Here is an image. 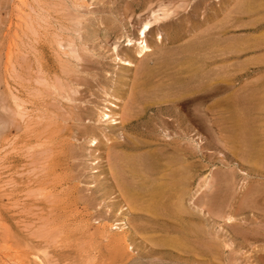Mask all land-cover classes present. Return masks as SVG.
Instances as JSON below:
<instances>
[{
  "label": "rangeland",
  "instance_id": "1",
  "mask_svg": "<svg viewBox=\"0 0 264 264\" xmlns=\"http://www.w3.org/2000/svg\"><path fill=\"white\" fill-rule=\"evenodd\" d=\"M152 13L163 26L134 56L126 39ZM147 79L163 85L144 100ZM163 139L187 152L184 216L122 191L143 180L122 159ZM183 220L199 228L189 248L160 241ZM0 264H264V0H0Z\"/></svg>",
  "mask_w": 264,
  "mask_h": 264
},
{
  "label": "bare ground",
  "instance_id": "2",
  "mask_svg": "<svg viewBox=\"0 0 264 264\" xmlns=\"http://www.w3.org/2000/svg\"><path fill=\"white\" fill-rule=\"evenodd\" d=\"M148 7V6H147ZM246 7V6H245ZM243 7V8H245ZM166 11V10H165ZM168 11V10H167ZM152 12V11H151ZM155 12V11H153ZM165 13V12H164ZM162 13V14H164ZM155 13L151 14V18L144 20L143 22H140V27L137 30V39L132 40L130 38L126 39V46L127 47H131L132 45L136 44V47L133 51V55L137 56V57H142L147 51H149L150 46L147 44L146 42V36L147 34L150 32V30L153 28V26L158 25V27L163 26V22H160L161 20H165L166 16L164 17H159L158 15L155 16ZM169 15V13H168ZM150 16V15H149ZM230 23V22H229ZM226 24V23H225ZM125 33V32H124ZM130 34V33H129ZM158 35V34H157ZM127 36V35H126ZM124 37V36H123ZM129 37V36H128ZM138 40V41H137ZM158 40L159 42H161L162 37L158 36L156 37L155 41ZM231 44V43H230ZM191 45H189V47L184 48V50L186 51V53H190L194 50L193 46L190 47ZM230 46V45H229ZM233 46V45H232ZM133 50V49H132ZM232 50V49H231ZM184 51V52H185ZM180 52V51H179ZM182 53V52H181ZM236 53V52H235ZM192 55V54H191ZM118 56V55H117ZM188 56V55H187ZM190 56V55H189ZM188 56V57H189ZM161 57V56H160ZM183 57V56H182ZM184 57H186L184 55ZM116 58V57H115ZM120 58H118L119 60ZM189 59V58H188ZM184 60V58H183ZM186 60V58H185ZM122 62L126 63V64H132L130 58H122ZM189 62V61H188ZM200 62V61H199ZM197 66V65H196ZM195 67V66H194ZM228 72V71H227ZM226 73V72H225ZM145 76H147L149 78V76L151 75L150 70L148 69H144L143 73ZM144 76V78H145ZM195 79V78H194ZM223 79V78H222ZM177 80V79H176ZM198 80V79H197ZM178 81V80H177ZM150 80L147 79L145 81H143L140 84V91H142V93H147L151 92L150 95L153 93H155L154 95L156 96V91H162V84H155L153 83V81L150 84ZM158 82V81H157ZM164 82V81H163ZM171 83V82H170ZM167 84L169 85H174V84ZM173 83H177L176 81ZM155 84V85H153ZM194 84V83H193ZM165 85V84H164ZM188 85V84H187ZM166 87V89L168 88L166 85L163 86ZM213 87V86H212ZM134 88V87H133ZM200 88V87H199ZM199 88H195L194 90H192L191 93H196L199 94L198 96H196L194 99L200 100L201 99V95L200 91L201 89ZM226 86L224 85H220L219 89H225ZM164 89V88H163ZM165 89V90H166ZM170 89V88H169ZM167 89V91L169 90ZM174 89V88H173ZM171 90V89H170ZM184 92L175 98L176 99H181V97H184L186 94L187 90L183 89ZM186 90V91H185ZM139 91V92H140ZM159 92V93H160ZM144 93L143 95L141 94V97H144ZM140 95V94H139ZM149 95V96H150ZM153 95H151L149 98H151ZM155 96H153V98H155ZM176 96V95H175ZM138 96H136L137 98ZM166 97V96H165ZM186 97V96H185ZM132 98V97H131ZM140 98V97H139ZM147 98V99H149ZM160 98V97H159ZM142 99V98H141ZM158 98H156L157 100ZM164 99V98H162ZM227 99V98H226ZM117 100V99H116ZM132 100V99H131ZM134 100V99H133ZM132 100V101H133ZM146 100V98L144 99ZM182 100V99H181ZM183 100H185L183 98ZM142 100H140L139 103H141ZM149 103L143 102L142 101V108L143 109H148L151 105H161L160 103L162 102L161 100L157 101V102H151V101H155V100H148ZM168 101V100H167ZM194 101V100H193ZM166 102V101H165ZM171 102V101H170ZM174 102V101H172ZM135 102H133L134 104ZM137 103V102H136ZM135 103V104H136ZM163 103V102H162ZM191 103V102H190ZM173 104V103H172ZM171 104V105H172ZM179 104V103H178ZM182 104V103H181ZM137 105V104H136ZM165 105V104H164ZM174 105V104H173ZM184 105H186V103H184ZM139 106V105H138ZM181 106V105H180ZM116 107V106H115ZM155 107V106H154ZM183 107V105H182ZM220 107V106H219ZM138 108V107H137ZM141 108V107H140ZM151 108V107H150ZM114 109V108H113ZM139 109V108H138ZM137 109V110H138ZM175 109V108H174ZM195 109V108H194ZM202 109V108H201ZM221 109V108H220ZM136 110V112H137ZM140 110V109H139ZM151 110V109H150ZM123 111V110H122ZM193 111V110H192ZM112 112V111H111ZM143 112V110H142ZM141 111L139 112L140 114L142 113ZM165 112V111H164ZM108 113V112H107ZM105 111H101L98 115V119H102V121L104 120H111L114 121L116 118H118V113L114 112L111 115H108ZM134 113V111H133ZM144 113V112H143ZM129 114V113H128ZM127 114V115H128ZM132 114V112H131ZM130 114V115H131ZM136 114V113H134ZM162 114V113H161ZM132 116V115H131ZM236 116V115H235ZM137 117V116H134ZM194 117H198V115L194 114ZM230 118H232V120L234 119L238 124V130L239 133L236 135L239 137V139L241 141H243L247 148V151L244 152V157L247 161H251L257 158V153L255 151V144H254V140H253V131L250 127H248V125L246 124V122H242L241 119L242 118H237L234 117L233 114H231V116H229ZM139 118V117H138ZM131 119V118H130ZM136 119V118H135ZM158 119V118H157ZM132 120V119H131ZM129 121V119H128ZM136 121V120H135ZM161 122H163V119H161ZM136 123V122H134ZM174 123V122H173ZM136 126V125H135ZM134 128V127H133ZM167 132V131H166ZM141 139V138H140ZM159 140V139H158ZM95 138H90L89 142H94ZM125 141V140H124ZM153 141V140H152ZM160 141V140H159ZM176 142V141H175ZM129 143V144H128ZM126 146L127 149L129 150H137L140 149L142 147L145 146H151V143L153 142H149V141H145V140H134L131 143L128 142ZM126 144V143H125ZM155 144V143H154ZM157 144V143H156ZM173 142L171 140H161V145L159 148H151L148 150H145V152L141 153V154H136V155H132L128 154L126 157H124L126 154L122 155V168L125 167L126 170H128L130 172V176H132V179L138 178L139 180L143 179L140 185H136L132 186V183L134 184V182L138 181L136 179V181H126L123 180L122 182V191H124L125 195L131 199L134 200H141L142 202L138 203L140 206L143 207V209L149 213H152L154 215H163L164 216H173L175 215L176 217L182 215H186L187 212L189 211H185L186 213L184 214V211H182V207H185L182 205L181 207V199L182 197L188 192H186L185 189V181L188 180V173L190 172L187 165V152L184 149L181 148H177V146L172 145ZM178 144V143H177ZM153 145V144H152ZM158 145V144H157ZM122 146V147H123ZM170 146V147H169ZM198 146V145H197ZM182 147V146H181ZM202 148V147H201ZM198 149V148H197ZM241 150V149H240ZM125 151V150H124ZM200 151V149H199ZM136 152V151H135ZM189 154V153H188ZM189 156V155H188ZM119 161V160H118ZM256 162V161H255ZM190 164V163H189ZM255 167V166H254ZM123 171V170H122ZM260 171V170H259ZM124 172V171H123ZM122 172V173H123ZM126 174V172H125ZM124 173L122 174L124 177L125 175ZM128 174V173H127ZM129 176V177H130ZM262 176V174H261ZM118 177V175H117ZM141 177V178H140ZM151 180L149 181L148 179ZM134 178V179H135ZM147 178V179H146ZM224 183H228L229 179L227 177H224L223 179ZM188 183V182H187ZM204 187V186H202ZM201 187V188H202ZM226 187V186H225ZM125 196V197H126ZM131 203V202H130ZM136 207V206H135ZM199 209V207H198ZM185 210V208L183 209ZM230 218V216H228V219ZM166 219V218H165ZM175 220V219H174ZM181 220V219H180ZM179 220V222H180ZM167 221V219L165 220ZM184 221V220H183ZM181 225L180 228H176V230H174L173 232H175L176 236L171 237L170 235L167 237H164L162 241L164 244L166 245H172L175 249H181V248H189L188 245L190 244L189 241L187 240L188 236H191L198 233V229L196 226L191 225V222L189 223L188 221H184ZM124 222H122L123 224V228H124ZM164 224V223H163ZM169 229V228H168ZM167 228L162 229V231H166L165 233H170L171 230H168ZM172 232V234H174ZM200 234V233H199ZM168 235V234H167ZM196 236V235H195ZM198 237V236H197ZM195 238V237H194ZM200 241V240H199ZM195 241V244L193 246V249L196 247L195 245H197L196 249L199 252V250H202L200 248L199 245H201L200 242ZM203 241V240H202ZM210 242V241H209ZM207 249V248H206ZM215 252V251H214ZM176 253V252H175ZM201 253V252H200ZM177 254V253H176ZM181 256V255H180ZM197 256V255H196ZM9 259V258H8ZM11 260V259H10ZM14 261V260H12ZM11 263V262H10Z\"/></svg>",
  "mask_w": 264,
  "mask_h": 264
}]
</instances>
